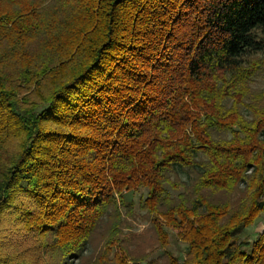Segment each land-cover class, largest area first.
<instances>
[{
    "label": "trees",
    "instance_id": "16d2710c",
    "mask_svg": "<svg viewBox=\"0 0 264 264\" xmlns=\"http://www.w3.org/2000/svg\"><path fill=\"white\" fill-rule=\"evenodd\" d=\"M52 1L0 0V264L80 259L141 189L160 244L185 243L169 264H264V229L245 234L264 213V0ZM198 166L172 198L170 173ZM132 260L115 234L88 264Z\"/></svg>",
    "mask_w": 264,
    "mask_h": 264
},
{
    "label": "rangeland",
    "instance_id": "374dc122",
    "mask_svg": "<svg viewBox=\"0 0 264 264\" xmlns=\"http://www.w3.org/2000/svg\"><path fill=\"white\" fill-rule=\"evenodd\" d=\"M50 10L54 9L53 1L45 0ZM38 39H30L27 41L29 48L38 47ZM17 46L19 44L17 43ZM5 51L8 50V45L5 44ZM257 57H263L264 54H259ZM261 70L251 77L249 81L250 98L257 96L264 91V64ZM26 92V91H24ZM27 93V92H26ZM242 112L246 116H250V111L243 108ZM222 136L229 137L230 135L222 133ZM197 168H177L175 172L170 173V180L179 184L177 189H171V197L175 200L178 194H184L191 197L195 194V184L198 178ZM243 185H239L231 193L216 191L203 193L216 202H221L230 199L236 200L239 196L240 189ZM146 189L135 190L128 192V198L125 202L119 203L118 208L111 207L107 216L104 217L101 224L97 227L95 232L91 235L90 241L85 245L80 259L76 256L67 257L63 264H88L92 260H96L97 256L105 250V243L107 239L117 234L122 238L124 245L129 250L133 257L131 264H169L167 251L173 255H178L181 263L185 256V243L180 239L175 228H168V243L161 245L157 237V233L153 227L154 214L148 212V209L142 205V198L145 197ZM173 199V200H174ZM171 199V201L173 202ZM264 229V213L256 219V221L246 227V233H250L252 239ZM244 237V235H243Z\"/></svg>",
    "mask_w": 264,
    "mask_h": 264
}]
</instances>
